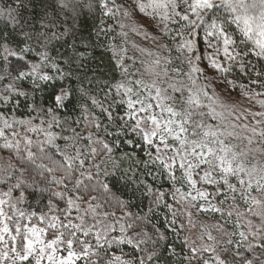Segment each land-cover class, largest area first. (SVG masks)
Listing matches in <instances>:
<instances>
[{"label":"snow or ice","instance_id":"6c2138e0","mask_svg":"<svg viewBox=\"0 0 264 264\" xmlns=\"http://www.w3.org/2000/svg\"><path fill=\"white\" fill-rule=\"evenodd\" d=\"M33 2L0 0V264H264V111L242 107L264 109V0H90L119 28L111 81L59 52L70 0Z\"/></svg>","mask_w":264,"mask_h":264},{"label":"trees","instance_id":"16d2710c","mask_svg":"<svg viewBox=\"0 0 264 264\" xmlns=\"http://www.w3.org/2000/svg\"><path fill=\"white\" fill-rule=\"evenodd\" d=\"M90 0H70V7H72L77 13L82 14V16L77 21V29L78 34L74 37H71L67 40V43L60 47L57 46L59 52L62 53L65 57L75 56L77 51H83V46H88L89 56L87 58L86 66L88 69L92 71L89 72V78H92L93 74L102 73V79L111 81L115 76L116 79H120L119 69H115V59L112 56V52L109 50V37L115 35L119 32V28L116 22L109 18L104 17L99 11L97 7L94 13H91L85 5L89 4ZM92 3H96L98 5V0H91ZM118 3L121 0H117ZM49 3V0H34L33 4L29 5V9L24 13L28 16L29 19L36 17L39 19L40 16L44 14L45 11L54 12L56 9L46 8L45 5ZM139 22L144 26L145 30L148 32H152L153 29L151 27V21L147 17H142L141 14H138ZM103 21V23H101ZM111 26L114 31L109 32L107 35L100 32V29L108 28ZM99 33V35H98ZM129 43L126 45L128 48L127 56L135 57V63L132 59H126L125 63L129 67L130 71H135L136 69H142V65L140 64V60L146 59L139 51L132 47L131 41H135L141 47H152L155 50V46L151 44V41L144 40L142 36H137L135 34L129 33ZM115 43L119 45L121 43V38L117 36ZM55 54V53H53ZM115 69V71H114ZM247 83V81H244ZM63 82H56L53 87L49 88L44 95L46 96L47 103H51L53 99V92L57 91ZM72 86L75 88L78 85V81L75 79L71 81ZM85 88H88V81H84ZM97 84L93 83L92 90L97 95L100 96V93L96 92ZM220 91V89H217ZM257 91H264V89H256ZM238 95V94H237ZM264 111L260 106L256 112ZM81 113L79 110V93H77L73 98H71L70 102L67 105V108L61 111V117H67L69 119L80 117ZM256 119H260L257 117ZM256 159H264L259 155L256 156ZM254 162V161H253ZM125 166H127L125 164ZM149 182H151L149 180ZM32 200V197H29ZM34 202V201H33ZM149 202L147 197L142 198L140 201H137L141 205V208L144 207ZM43 206V202L41 207ZM136 210V209H134ZM146 211V208L144 209ZM209 222H213L218 219V217H202ZM35 222V221H34ZM42 226V225H41Z\"/></svg>","mask_w":264,"mask_h":264},{"label":"rangeland","instance_id":"374dc122","mask_svg":"<svg viewBox=\"0 0 264 264\" xmlns=\"http://www.w3.org/2000/svg\"><path fill=\"white\" fill-rule=\"evenodd\" d=\"M141 71H143V66H142ZM145 78L147 79V77H145ZM242 107L247 108V109H250L251 111L256 112L257 109L259 108V105L258 104H254V103H249V102H246L245 101L242 104ZM248 122L254 123V121H253V119H252L251 116L248 117ZM253 220H254V223H257V224L260 223V221H259L258 218H253Z\"/></svg>","mask_w":264,"mask_h":264}]
</instances>
